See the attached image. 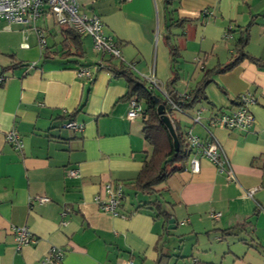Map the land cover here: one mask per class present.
<instances>
[{"label": "crops", "instance_id": "0c3cea01", "mask_svg": "<svg viewBox=\"0 0 264 264\" xmlns=\"http://www.w3.org/2000/svg\"><path fill=\"white\" fill-rule=\"evenodd\" d=\"M80 5L81 13L101 17L104 32L120 43L123 59L135 63L148 84L154 74L165 87L172 76L169 45L175 44L180 94L228 63L241 30L249 26L245 50L259 62L246 58L230 71H212L208 101L177 113L184 131L202 140L209 138L210 126L235 179L202 155L201 169L194 172L192 155L158 195L174 223L156 218L148 207L125 217L101 210L95 197H106L107 182L124 185L120 211L137 210L155 198L132 185L150 146L144 120L127 117L125 79L109 69L97 72L93 81L78 76L79 67L101 58L90 35H82L80 57L45 55L65 40L51 16L37 21L45 48L32 30L24 41L27 26L0 20V77H5L0 83V264H40L52 246L67 249L60 264H113L124 258L134 264H192L195 259L264 264V0H176L169 6L164 0H80ZM206 9L211 13L203 14ZM242 94L254 99L249 110L256 122L247 129L211 126L212 118L241 106ZM198 115L201 120L195 122ZM70 121L83 129L67 128ZM12 129L24 142L21 150L6 141ZM35 196L51 201L41 204ZM15 226H27L36 241L17 249Z\"/></svg>", "mask_w": 264, "mask_h": 264}, {"label": "built area", "instance_id": "2783aa9c", "mask_svg": "<svg viewBox=\"0 0 264 264\" xmlns=\"http://www.w3.org/2000/svg\"><path fill=\"white\" fill-rule=\"evenodd\" d=\"M79 0H0V20H4L9 26L16 25H31L28 29H23L24 41L28 39L27 33L29 30L35 32L39 39V44L42 48L46 47V38L44 31L37 26V21L42 16H51L54 18L57 24H65L74 29L81 35H90L93 38V49L96 52H103L111 55L112 57L119 58L129 68L135 69V63L129 62L123 59L121 55L120 47L117 46L114 38L104 32V23L100 16L93 14H83L80 12ZM211 11L206 9L203 14H210ZM226 38L230 36L229 31L225 33ZM197 62L202 64L203 59L201 57L196 58ZM102 69H109V66L105 64L101 58L97 64L90 67H79L77 70L78 76L93 80L95 74ZM110 70V69H109ZM5 80L4 76L0 77V83ZM149 85L155 89H159L164 95L167 96L166 90L163 85L157 80L154 74L148 77ZM188 97V95H186ZM241 106L232 113H223L211 119V126H223L229 129L239 128L247 129L256 122V117L249 110V104L254 103V99L249 94H242L240 96ZM173 109H177L171 100ZM129 119H146L147 112L146 106L140 102L136 97L129 100V110L127 113ZM195 122H200L201 117L198 115L194 118ZM67 128L74 130H82L83 124L70 121L66 124ZM210 127V126H209ZM207 128L209 132V138L202 140L199 135L195 134L191 130L187 133V141L192 149L191 166L194 172H199L201 169L198 155H202L208 158L213 164L220 170H225L228 173V179H235L233 169L226 152L219 142V140L212 133L210 128ZM6 141L12 144L16 149L21 150L24 147V142L20 134L15 130H9L6 133ZM70 174L73 176L78 175L77 170H71ZM106 197L102 198L97 195L95 197L101 210L110 212L114 215L128 216L125 211H120L119 208L122 205V199L125 195L124 185L121 183L107 182L105 184ZM254 190H248L247 195L252 196ZM34 199L43 204L51 201V198L47 196H35ZM68 209L62 212L63 215H67ZM213 217L221 216V213L213 212ZM65 223V222H64ZM13 232L16 239V247L20 249L24 245L34 243L36 238L31 233L27 226H15ZM67 249L52 246L46 255V257L40 262V264H60L66 255ZM113 264H134L131 258L119 259ZM192 264H199L195 259Z\"/></svg>", "mask_w": 264, "mask_h": 264}, {"label": "trees", "instance_id": "16d2710c", "mask_svg": "<svg viewBox=\"0 0 264 264\" xmlns=\"http://www.w3.org/2000/svg\"><path fill=\"white\" fill-rule=\"evenodd\" d=\"M174 1L176 0H164L167 6L171 5ZM185 21L187 20H180L182 23ZM58 25L62 27V31L65 34V40L58 46L57 50L53 51L50 48H47L44 51V54H47L48 56V54L62 53V55L65 56H82L84 52L82 35L65 24ZM166 29L168 30V34H170L172 26L168 25ZM249 30V26H246L241 30V35L236 41L234 53L232 54L230 61L206 72L203 78L188 94H180L176 89V85L180 79V69L177 66L176 57L178 56V47L175 44L169 45L172 76L165 84L167 96L150 86L142 75L138 74L134 69L129 68L122 60L120 62L121 66L117 67V65H115V60L120 61L119 58L112 57L107 53L97 52L101 56V60L109 66L110 71L115 77H123L125 79L128 88L125 98L129 101L131 98L136 97L146 106L147 118L144 119V134L145 139L150 146V151L144 160V166L141 172L132 185L138 191L155 198L146 201L140 207H137V210L125 211L128 216H131L140 208L148 207L153 210V214L156 215V218L161 217L165 221L170 219L171 213L164 209L163 203L158 196L162 192L161 186L172 173L185 169L192 154V149L187 141L188 132L184 131L181 122L178 120V116H175V114L192 110L201 100L208 101L206 87L212 81V78H210V73L212 71L217 73L230 71L246 58L259 62V60L245 50L249 42ZM116 44L117 46H120V43L116 42ZM186 95H188V97H186ZM170 100L177 105V109H173ZM160 104L165 105V112L170 116L175 127L179 139L178 150L174 146L173 137L167 126L164 124L162 116L158 113V106ZM125 195L123 199L125 198ZM234 230L235 227L225 231L230 234Z\"/></svg>", "mask_w": 264, "mask_h": 264}, {"label": "water", "instance_id": "95a60500", "mask_svg": "<svg viewBox=\"0 0 264 264\" xmlns=\"http://www.w3.org/2000/svg\"><path fill=\"white\" fill-rule=\"evenodd\" d=\"M158 113L162 116V120H163L164 124L167 126V128L170 131V134L173 137L174 146L178 150L179 149V139H178V136L176 134L175 127L173 125V122H172L170 116L168 114H166V112H165V105L164 104H160L158 106ZM174 222H175V219H173V218H171L169 220L170 224L174 223ZM169 227L171 228V226H169Z\"/></svg>", "mask_w": 264, "mask_h": 264}, {"label": "rangeland", "instance_id": "374dc122", "mask_svg": "<svg viewBox=\"0 0 264 264\" xmlns=\"http://www.w3.org/2000/svg\"><path fill=\"white\" fill-rule=\"evenodd\" d=\"M79 2H80V0H79ZM159 4H160V6H161V3L159 2L158 4H157V8L159 9V14L161 15V7L159 6ZM25 26V25H24ZM27 27H31V25H28ZM88 39V38H87ZM87 43L89 42V40H87L86 41ZM164 87V86H163ZM164 89H165V87H164ZM158 92H160V93H162L159 89H158ZM177 114H175V116H176ZM178 116V115H177Z\"/></svg>", "mask_w": 264, "mask_h": 264}]
</instances>
